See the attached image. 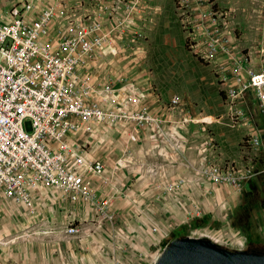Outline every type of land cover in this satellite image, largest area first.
Listing matches in <instances>:
<instances>
[{"label":"rangeland","instance_id":"374dc122","mask_svg":"<svg viewBox=\"0 0 264 264\" xmlns=\"http://www.w3.org/2000/svg\"><path fill=\"white\" fill-rule=\"evenodd\" d=\"M17 1L0 0L8 6ZM76 2L70 0L68 6L75 8ZM83 2L89 11L98 7L103 11L110 4L120 11L128 4L131 7L125 25L112 29L119 55L102 59L113 71L125 66L133 69L131 73L146 75L164 99L177 94L194 110L214 119L209 128L191 129L187 135L181 131L182 136L188 139L190 134L200 135L209 129L224 149L234 152L239 137V146L247 148L245 139L250 132H244L240 122L231 123L226 92L238 57H247L250 65L264 61V0ZM71 16L77 20L78 14ZM66 22L64 15L56 14L51 36L68 32ZM241 104L253 125L257 122L255 98L248 95ZM90 134L88 153L105 165L99 175L90 178L97 204L77 205L50 186L38 191L36 214L0 198V235L9 240L0 244V264H50L44 235L53 230L65 232L68 225L77 227L74 233H66L68 246L51 251L58 264H154L173 236L185 234L207 235L228 247L264 250V148L241 153L235 160L247 174L242 188L232 190L223 185L219 189L204 181L201 173H197L200 185L190 188L185 187L190 183L187 175L157 168L163 162L175 164L178 157L183 164H191L189 152L177 156L176 151L161 155L152 150L130 157L124 149L137 145L128 143L124 126L103 127ZM187 139L181 149L197 143L199 158L208 153L201 145L205 139L192 137L190 141H195L189 144ZM121 155L133 162L131 166L116 167ZM200 162L205 165L208 157ZM134 167L147 172H136ZM21 233L28 238L33 235L32 240L39 244L30 242L22 261L13 242Z\"/></svg>","mask_w":264,"mask_h":264},{"label":"built area","instance_id":"2783aa9c","mask_svg":"<svg viewBox=\"0 0 264 264\" xmlns=\"http://www.w3.org/2000/svg\"><path fill=\"white\" fill-rule=\"evenodd\" d=\"M69 1L20 0L9 6L0 2V198L30 214L37 213L38 191L46 186L71 202L97 204L90 178L105 165L88 153L90 132L124 126L128 143L137 145L135 151L126 146L124 153L136 157V152L179 151L185 138L181 131L198 132L214 121L177 94L164 99L146 75L125 66L115 72L102 60L119 55L112 29L125 25L129 4L121 11L113 4L89 11L83 0H77L75 8ZM58 13L70 28L51 36ZM75 13L77 20L71 16ZM237 62L226 92L233 124L251 121L241 104L248 95L264 115V61L250 65L241 56ZM206 131L201 145L217 155L218 143ZM263 134L250 132L247 147L264 148ZM132 163L123 155L115 161L118 168ZM193 168L212 184L237 189L247 175L229 158L208 159ZM76 230L68 225L65 232Z\"/></svg>","mask_w":264,"mask_h":264},{"label":"crops","instance_id":"0c3cea01","mask_svg":"<svg viewBox=\"0 0 264 264\" xmlns=\"http://www.w3.org/2000/svg\"><path fill=\"white\" fill-rule=\"evenodd\" d=\"M254 109H255V113H256V116H257V122H255L253 125L250 122H244V123H240L243 127V131L244 132H251V133H262L264 131V115L263 113L260 111V109L256 106H254ZM182 130V129H181ZM114 132H117L116 130H114ZM184 133H187L189 132L188 129H184L183 130ZM183 133V134H184ZM192 137H199L200 141L202 139H206L208 137L207 133L206 132H203L201 133L200 135H195V136H192L191 134L189 135L188 139L187 137H185V139H187L188 141V144L189 143H193L194 141H190V139H192ZM195 139V138H194ZM263 139H264V134H263ZM240 140V137L236 139V150L234 152H230L228 151L227 149H224L220 144H218V154L215 155V154H208L206 153L204 156L205 157H208L209 160H222L224 158H229V159H233V160H236V159H240L239 158V155L241 153H244V152H258L260 151L261 149L259 150H256L254 151L253 149H251L252 151H250V149L247 147V148H244V146H239V141ZM132 145V144H131ZM148 145V143H146V146ZM198 144H190L188 146V149L184 148V149H180L179 151H176L178 152V154H176L177 156H180L179 153H182V155L186 154L189 152V155L187 154V156L191 159V161H193L191 164H183V161L179 160L180 158L178 157V160L176 161L175 164H169V163H162L160 166H157V168H161L162 170L164 171H177L178 174H185L187 176H185L186 180L190 181V183H186L185 187L186 186H189L190 188L192 187H196L195 184H199L200 185V179H198L197 177V171L193 168L195 164H199V161H202L201 159L203 158V156L201 158L200 155H199V151L196 152V146ZM133 151H135V149H132ZM160 151V149H159ZM157 151V152H159ZM150 152V151H149ZM208 152V151H207ZM159 154H163V153H159ZM200 159V160H197ZM201 163V162H200ZM133 170H135L136 172H147V171H144L142 167H134ZM143 170V171H142ZM264 170V168H263ZM260 171V170H259ZM204 181H206L205 179H203ZM202 180V181H203ZM203 181V182H204ZM193 185V186H192ZM205 185V184H204ZM227 185V184H226ZM219 186L218 188L221 189L223 185H217ZM227 187V186H225ZM230 189H232L231 186H228ZM233 190V189H232ZM77 205H81V204H78ZM25 216V215H24ZM33 234V233H31ZM31 238L30 240L26 241V239L28 238L27 237V234H18L16 237H14V247L16 249V252L18 254V258L20 261L24 260L25 259V252H26V248H28V246H30V242H32V245H36L38 243L34 242L32 240L33 238V235H29ZM44 236H46V240L44 242V245L46 246V249L48 250L47 252V261L50 262V264H58L57 260L53 258L52 256V253L51 252L52 250L54 249H57L58 250H61V248H65L66 246H68V241L66 240V232H63L62 230H53V231H50V233H47L45 234ZM28 238V239H29ZM264 241V239H263ZM9 242V240L5 239V237L3 238V236L0 235V244H2L3 246L6 245L7 243ZM1 245V246H2ZM39 245V244H38ZM50 252V253H49ZM51 260V261H50Z\"/></svg>","mask_w":264,"mask_h":264},{"label":"water","instance_id":"95a60500","mask_svg":"<svg viewBox=\"0 0 264 264\" xmlns=\"http://www.w3.org/2000/svg\"><path fill=\"white\" fill-rule=\"evenodd\" d=\"M154 264H264V250L228 247L207 235H175Z\"/></svg>","mask_w":264,"mask_h":264},{"label":"flooded vegetation","instance_id":"af4514ba","mask_svg":"<svg viewBox=\"0 0 264 264\" xmlns=\"http://www.w3.org/2000/svg\"><path fill=\"white\" fill-rule=\"evenodd\" d=\"M253 249H258V250H262L263 248H258V247H256V248H253Z\"/></svg>","mask_w":264,"mask_h":264}]
</instances>
